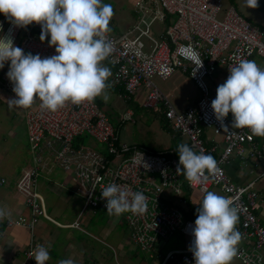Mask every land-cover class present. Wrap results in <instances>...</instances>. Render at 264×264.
<instances>
[{
	"label": "built area",
	"instance_id": "built-area-1",
	"mask_svg": "<svg viewBox=\"0 0 264 264\" xmlns=\"http://www.w3.org/2000/svg\"><path fill=\"white\" fill-rule=\"evenodd\" d=\"M221 1L134 0L136 15L132 24L119 34L108 33L114 51L106 59L111 68V83L121 88L126 100L143 91V105L154 111L161 106L167 126L185 135L187 145L195 152L214 153L212 156L219 171L215 175L206 173L208 179L199 185L190 184L183 174L176 173L179 156L172 148L153 152L137 145L119 143L114 127L95 102L78 106L67 103L55 113L41 110L37 102L30 109L19 108L23 114L32 165L18 176L15 189L30 212L27 218L3 220L5 225L31 229L39 216L53 221L45 213L44 201L36 191V177L44 166L42 154L47 152L52 161L68 173L83 198V206L99 207L106 212V200L102 199L101 190L110 183H116L130 193L142 191L147 197L146 212L143 215L126 212L119 216L132 245L150 256L157 252V240L165 239L175 230L186 239L182 247L167 250L159 264H195L189 251L194 240L192 229L195 221L185 216V212L190 213L188 204H185L184 211L163 191L166 189L180 195L182 189H196L204 193L210 186H218L224 196L231 198L234 206L238 207L236 227L242 233L243 241V245H239L242 255L236 258L238 264H264V224L255 214L261 195V191L253 187L256 178L238 184L224 169L232 156L237 157L240 165L253 160V165L258 166L263 147L257 145L255 136L248 129H232V121L228 117L224 124L229 131H224L211 109L216 95L211 96L206 81L218 65L229 73V68L240 59L253 60V56L263 60L264 68V27L248 22L232 5L222 9V16L218 19L216 14L220 11ZM165 16L172 17L156 37L151 24L155 20L163 22ZM33 29L41 30V27L33 23L27 28H17L4 15L0 16V37L11 39L14 46L33 55L39 54L41 58L55 55V48L49 46L48 40L41 41L30 35ZM201 62L202 67L195 71ZM9 66L10 62H6L1 69V85L16 98L13 84L7 77ZM175 69L185 72L199 92L195 103L180 112L150 80L152 76L165 79ZM130 115L131 111L127 110L123 119L132 121ZM205 128L220 136L219 150L217 142L206 145ZM84 134L104 145V149L82 144L80 136ZM263 175L264 169L258 177ZM2 182L4 180L0 177V184ZM164 202H171V205ZM69 225L77 227L75 221ZM37 245L28 242L25 261Z\"/></svg>",
	"mask_w": 264,
	"mask_h": 264
},
{
	"label": "clouds",
	"instance_id": "clouds-1",
	"mask_svg": "<svg viewBox=\"0 0 264 264\" xmlns=\"http://www.w3.org/2000/svg\"><path fill=\"white\" fill-rule=\"evenodd\" d=\"M245 6L256 9L259 3L245 0ZM0 13L17 28L39 25L40 40L50 37L48 44L56 53L45 58L25 54L11 39L0 37V69L10 62L7 77L16 96L8 101L9 106L27 110L39 102L41 110L55 113L67 103L78 106L97 98L108 102L111 70L103 62L114 51L108 39L114 15L111 4L102 0H0ZM200 67L202 62L195 71ZM211 109L224 131H229L224 121L231 113L232 129L246 128L252 136L264 138V68L254 60L240 59L217 87ZM177 152L176 173L183 174L190 184L199 185L208 179L206 173L219 171L211 154L197 153L184 143L178 145ZM101 197L110 216L126 212L143 215L147 209L142 191L130 193L116 183L103 187ZM10 215L6 208H0V221ZM238 222V207L231 198L206 191L197 209L189 248L195 264H233L242 255ZM34 259L36 264H47L49 247L37 245ZM58 264L75 261L61 259Z\"/></svg>",
	"mask_w": 264,
	"mask_h": 264
},
{
	"label": "rangeland",
	"instance_id": "rangeland-1",
	"mask_svg": "<svg viewBox=\"0 0 264 264\" xmlns=\"http://www.w3.org/2000/svg\"><path fill=\"white\" fill-rule=\"evenodd\" d=\"M131 1L132 0H102L103 3L111 4L114 12L109 25L111 28L110 34L116 35L121 33L135 18L136 12L134 11L133 13ZM258 3V8L251 9L246 8L245 0H222L220 11L216 14V17L218 19L221 18V10L232 5L237 13L248 22L257 24V26L263 28L264 12L262 4L264 3V0H258ZM2 15L3 14L0 13V16ZM163 26L164 23L155 22L152 25V28L155 32H158ZM33 34L36 35L35 31L32 30L30 35L33 36ZM24 53L28 54L30 52L25 51ZM253 60L262 68L263 60L260 57L253 56ZM103 64L106 66L108 65L106 60ZM217 70L225 75L227 74L225 69L218 65L216 70L213 71L210 76H215L218 73ZM208 78L209 76L206 77V80H208ZM150 80L160 92L167 95L169 102L177 112H180L188 105L194 104L199 98V92L192 80L184 75L179 69H175L171 75L165 79L152 76ZM108 83L110 84V87L107 90L110 95L108 102L105 103L102 98H97L94 102L114 127L117 141L119 143L137 145L146 150L156 152L162 151L168 147L172 148L178 146L187 141L185 135L173 133L164 128V121L161 117V113L155 112L149 107L144 106L143 96L136 98L135 95H131V99L126 100L122 96V91L119 89L120 87L112 85L111 76L109 77ZM4 96L10 100L13 99L8 93H5ZM184 96L187 98L185 99ZM16 110L19 111L17 107H11L6 103H3L0 99V148L2 149V155L5 159V161L2 160L0 162V174L8 177V180H10V176H8L7 172L12 171L11 174L13 175V178L16 176L18 177L24 169L32 165L31 152L24 133L25 127L22 113L19 112L15 115L14 112H16ZM127 110L131 111L130 118L132 121L123 119V115ZM206 134L210 139L217 137L212 134L210 129H207ZM80 139L82 144L93 149H104V145L98 143L87 134L81 135ZM263 139L264 138L258 137L259 142H262ZM42 162L44 167L39 170V177L37 178L38 191L43 194L45 202L46 200H49L50 202L56 201L58 200L57 193L52 191L53 189L50 190L45 187L47 183L43 177L47 176L48 179L61 183L62 179L66 176L69 178L68 173L63 172L61 168L52 161V156L47 152L42 154ZM242 166L245 168V165ZM1 187L2 186H0V188ZM209 190L218 195L224 196L218 186L212 185L206 191ZM181 192L180 195H175L165 189L163 194L171 201L176 202L179 207H184L185 204H188L190 212L193 214V219L196 220L197 209L202 203L205 192L199 193L196 189H182ZM70 196L71 201L73 202V211H76L82 205L83 198L76 189L70 194ZM262 201L264 203V197ZM164 203L166 205H171V202ZM39 218L41 219L42 217L39 216ZM69 220L71 221L72 219ZM80 227L83 231H77L73 228L61 229L52 226L51 230L53 231L51 234H53L58 240L55 244H60L62 241V235L66 230H69L72 233H76L77 237H83V239L89 241L93 248L104 250L103 255L105 257H107V253L105 252L107 251L112 264H159L162 255L167 250L182 247L186 242L184 236L179 231L175 230L168 234L166 239H164V247L160 252H153L149 256L147 253H142L137 248H134L131 242L127 245L123 243L124 238H127V230L122 220L120 217L108 215L99 207L94 210L86 208L83 211ZM102 231L104 232V236L101 235ZM183 238L184 244L182 245ZM160 240L163 239L161 238ZM121 242L123 243L121 255L124 258L116 256V246ZM242 242L243 241L240 243L241 246L243 245ZM113 251H115V258L112 257ZM233 264H238L236 259L233 261Z\"/></svg>",
	"mask_w": 264,
	"mask_h": 264
},
{
	"label": "crops",
	"instance_id": "crops-1",
	"mask_svg": "<svg viewBox=\"0 0 264 264\" xmlns=\"http://www.w3.org/2000/svg\"><path fill=\"white\" fill-rule=\"evenodd\" d=\"M133 3H134V0L131 1L133 13H134L135 8L133 6ZM170 18H171L170 16H165L164 17L165 22L164 21L159 22L158 20H155L151 24V30H152V33L154 36L157 37L160 33L163 32L164 26L169 22ZM132 22L127 27H129L132 24ZM155 22L164 23V26L161 29H159L158 32H155L152 28V25ZM33 31H35L36 35L33 34L32 37L40 39L38 37V32H37L39 30L33 29ZM49 39L46 38L45 40H49ZM107 67H109V69L111 70L109 64L107 65ZM0 73H1V69H0ZM182 73H184V75H186L188 77V75L185 72H182ZM226 73L228 74V72H226ZM226 75L224 73H221L220 71H218V73L215 76H209L208 80H206L207 85L210 89L211 96L216 95L217 87L220 84L225 82V80L227 79V76L229 74L227 76ZM1 84H2V81H1V77H0V99L3 103H6L7 105H9L8 101H10V99L5 97L4 94L8 93L11 96V98H13V99H15V98L9 92L4 90L2 88ZM142 93H143V91H139V93L136 94L135 97L137 98L139 96H142ZM164 95L167 98V95L166 94H164ZM184 98L186 99L187 97L184 96ZM171 106L173 107L172 104H171ZM17 109L19 111L16 110V112H14L15 115L18 114L19 112L22 113V111L19 108H17ZM155 112L161 113V115H162L161 117L164 121V125H166V127L168 128V129H166V128L165 129L170 131L171 129L167 126L166 121L163 117L162 107L160 106ZM22 118H23V114H22ZM228 118L232 121V114L231 113H229ZM207 129H209V128L203 129V135H204V138L206 141V145H209L210 143H212V141L217 142L218 150H219L221 147L220 136L216 135L217 136L216 138L210 139L206 134ZM24 133H25V131H24ZM254 140L258 146L263 147L262 159L260 160L258 166L253 165V160H248L247 164L245 165V168H243L244 166L240 165L237 157L232 156V157H230L229 161L225 164L224 169H225L227 175L231 178V180L235 183H238V184H245V181L247 183V182L253 180L254 178H256V181H255L253 187L256 188L257 190L261 191V195H260L259 200L257 202L255 214H256L258 221L261 224H264V203L262 201L263 197H264V184H263L264 183V175L258 177L259 173L262 171V169H264V139L262 142H259L258 137H255ZM184 143H186V142H184ZM2 154H3V152H2V149L0 148V162L2 160L5 161ZM31 161H32V158H31ZM11 172L12 171L7 172L8 176H10V180H8V177H6L5 175L0 174V177L4 178V182L0 185V186H2L0 188V208H6L11 213V215L9 217L11 219H15L17 217H22V216L27 218L29 215V212H30L29 207L25 205L23 197L15 189V187H14L15 181L18 177L16 176V177H14L15 178L14 179ZM38 177H39V174H38L37 178ZM37 178H36V191L41 195V197L44 201L45 213L50 217V219L57 222L58 224H56L55 222L50 221L44 217H42L41 219L38 217V219L34 223L33 227L31 229H28L24 226H18V225L7 226L4 224V221H0V264H36V261L34 259V251L31 255V257L25 261V254L24 253L28 248V242L29 241L35 242L39 245H44V246L49 247L51 259L47 262V264H58L59 260L67 259V258L73 259L75 261V264H112L110 262V258H109L107 251H105L107 253V257H105L103 255L104 250L93 248L90 245L89 241H87L86 239H83V237H81V238L77 237L76 233H72L69 230H66L64 232V234L62 235V241L60 242V244L59 243H57V245L55 244L56 242H58V240L54 237L53 234H51V232L53 231V230H51L52 226H55V227L61 228V229L73 228V229H76L77 231L78 230L83 231V229H81V227H80V223L82 220V213L86 208H89V207L83 206V203H82V205L76 211H73V202L71 201L70 194H72V192L75 191V189H74L75 186H74V183L70 180V178H67V176L62 179L61 183L52 181L51 179H48L47 176L43 177L45 182L47 183V185L45 187L50 189V190L53 189L52 191L57 193V196H58V200H56V201L50 202L49 200H46V202H45V198H44L43 194L38 191ZM46 207H47V209H46ZM90 209L94 210L96 208H90ZM69 219H72V220L70 221ZM190 219H193L192 215H191ZM74 221L76 222L77 227H73V226L69 225V224H72ZM103 234H104V232L102 231L101 235L104 236ZM164 241H165L164 239L163 240H160V239L157 240L156 248H157L158 253L164 247ZM182 241H183V243H182V245H183L184 244V238ZM130 242L131 241L129 240L128 231H127V238H124L123 243H125L127 245ZM123 243L122 242L118 243L116 246V249H117L116 256H120L121 258H124L121 255ZM114 252L115 251H113V253ZM140 252H142V251H140ZM112 257L115 258V253L112 254ZM237 263H238V261H237Z\"/></svg>",
	"mask_w": 264,
	"mask_h": 264
},
{
	"label": "trees",
	"instance_id": "trees-1",
	"mask_svg": "<svg viewBox=\"0 0 264 264\" xmlns=\"http://www.w3.org/2000/svg\"><path fill=\"white\" fill-rule=\"evenodd\" d=\"M263 5V12H264V3L262 4ZM38 32V37L40 38V34H41V30H39V31H37ZM50 37H48V39H49ZM120 90H121V88H119ZM163 126H164V128H166V129H168L167 127H166V125H164L163 124ZM171 132H173V133H177L178 134V132H174V131H172V130H170ZM184 144H187V142L186 143H184ZM178 146H175V147H172V149L174 150V154H176V155H178V152L176 151V148H177ZM212 155H214V153L212 154ZM3 183V182H2ZM1 183V184H2ZM0 184V185H1ZM182 209L185 211V207H182ZM191 215L193 216V214H192V212H185V216H187V217H191ZM237 260V259H236Z\"/></svg>",
	"mask_w": 264,
	"mask_h": 264
},
{
	"label": "bare ground",
	"instance_id": "bare-ground-1",
	"mask_svg": "<svg viewBox=\"0 0 264 264\" xmlns=\"http://www.w3.org/2000/svg\"><path fill=\"white\" fill-rule=\"evenodd\" d=\"M38 176V175H37ZM37 178V177H36ZM4 180V178H2Z\"/></svg>",
	"mask_w": 264,
	"mask_h": 264
}]
</instances>
